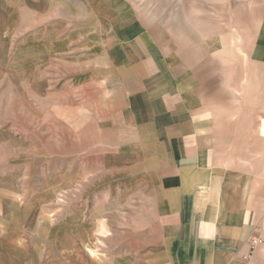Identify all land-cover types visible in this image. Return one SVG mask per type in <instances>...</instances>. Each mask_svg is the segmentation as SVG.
<instances>
[{
    "label": "rangeland",
    "instance_id": "374dc122",
    "mask_svg": "<svg viewBox=\"0 0 264 264\" xmlns=\"http://www.w3.org/2000/svg\"><path fill=\"white\" fill-rule=\"evenodd\" d=\"M233 1L0 0V243L11 252L0 262L143 264L150 257L159 264L155 201L143 197L154 185L136 183L141 174L133 169L120 173L116 159L81 160L64 120L51 112L68 103L92 106L100 77L109 75L102 73L108 51L132 35H149L157 47L169 31L205 36L210 22L218 39L222 28L232 33L239 19ZM214 92L218 103L227 99L223 88ZM230 95L235 101L238 90ZM212 107L199 103L204 114ZM258 107L264 115V103ZM230 108L240 114L239 104ZM257 147L264 191V140Z\"/></svg>",
    "mask_w": 264,
    "mask_h": 264
},
{
    "label": "crops",
    "instance_id": "0c3cea01",
    "mask_svg": "<svg viewBox=\"0 0 264 264\" xmlns=\"http://www.w3.org/2000/svg\"><path fill=\"white\" fill-rule=\"evenodd\" d=\"M233 4L239 19L232 33L222 28L219 39L211 22L205 36L198 29L169 31L157 47L149 35H132L108 51L102 73L109 75L100 77L92 106L68 103L51 112L64 120L81 160L116 159L120 173L133 169L141 174L136 183L154 185L143 197L155 201L159 264H264V241L250 250L255 236L264 240L257 162V143L264 140L258 107L264 93L257 91L264 90V0ZM200 84L212 93H200ZM219 88L228 91L220 103ZM232 89L238 90L235 101ZM184 97L194 106L189 109ZM200 101L214 106L212 112L199 111ZM232 103L240 105L236 117ZM142 229L150 233L146 224ZM150 243L148 237L142 242L148 254ZM4 245L0 259H10ZM142 261L149 264L150 257Z\"/></svg>",
    "mask_w": 264,
    "mask_h": 264
},
{
    "label": "built area",
    "instance_id": "2783aa9c",
    "mask_svg": "<svg viewBox=\"0 0 264 264\" xmlns=\"http://www.w3.org/2000/svg\"><path fill=\"white\" fill-rule=\"evenodd\" d=\"M263 238L259 235L255 236L251 242H250V250L252 251L251 252V255L253 252H255V250L263 243ZM250 255V257H251Z\"/></svg>",
    "mask_w": 264,
    "mask_h": 264
}]
</instances>
